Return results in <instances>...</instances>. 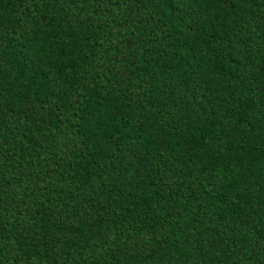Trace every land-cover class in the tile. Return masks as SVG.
Listing matches in <instances>:
<instances>
[{"label": "trees", "instance_id": "1", "mask_svg": "<svg viewBox=\"0 0 264 264\" xmlns=\"http://www.w3.org/2000/svg\"><path fill=\"white\" fill-rule=\"evenodd\" d=\"M0 264H264V0H0Z\"/></svg>", "mask_w": 264, "mask_h": 264}]
</instances>
